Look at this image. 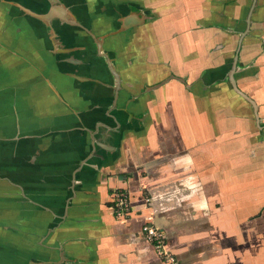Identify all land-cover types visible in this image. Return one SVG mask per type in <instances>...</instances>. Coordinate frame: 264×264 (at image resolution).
Segmentation results:
<instances>
[{
	"label": "crops",
	"instance_id": "1",
	"mask_svg": "<svg viewBox=\"0 0 264 264\" xmlns=\"http://www.w3.org/2000/svg\"><path fill=\"white\" fill-rule=\"evenodd\" d=\"M151 216L264 264V0H0V264H164Z\"/></svg>",
	"mask_w": 264,
	"mask_h": 264
},
{
	"label": "built area",
	"instance_id": "2",
	"mask_svg": "<svg viewBox=\"0 0 264 264\" xmlns=\"http://www.w3.org/2000/svg\"><path fill=\"white\" fill-rule=\"evenodd\" d=\"M148 203L151 201L147 199ZM114 212L118 217H126L132 212V204L127 193H116L114 196ZM142 232L153 245L157 255L164 264H179L176 256L171 253L166 244L163 232L154 224L153 217H149L143 225Z\"/></svg>",
	"mask_w": 264,
	"mask_h": 264
},
{
	"label": "water",
	"instance_id": "3",
	"mask_svg": "<svg viewBox=\"0 0 264 264\" xmlns=\"http://www.w3.org/2000/svg\"><path fill=\"white\" fill-rule=\"evenodd\" d=\"M134 21L132 18H127L124 20L123 22V28L124 29H128L131 24H134ZM236 62H237V58H236V61H235V65H234V68H233V71H232V74H231V81H232V85L234 87V89L240 94L242 95L246 100H248L250 103H252V105H254V107H256V104L255 102L246 94H244L243 92H241V90L238 88L237 84H236V81H235V78H234V73L236 71Z\"/></svg>",
	"mask_w": 264,
	"mask_h": 264
}]
</instances>
